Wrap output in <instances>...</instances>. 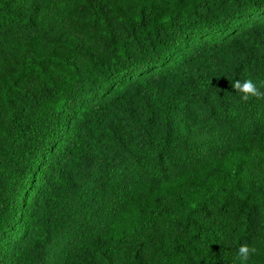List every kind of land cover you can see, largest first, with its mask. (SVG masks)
Listing matches in <instances>:
<instances>
[{"label": "trees", "instance_id": "1", "mask_svg": "<svg viewBox=\"0 0 264 264\" xmlns=\"http://www.w3.org/2000/svg\"><path fill=\"white\" fill-rule=\"evenodd\" d=\"M247 78L264 0H0V264H264Z\"/></svg>", "mask_w": 264, "mask_h": 264}, {"label": "clouds", "instance_id": "2", "mask_svg": "<svg viewBox=\"0 0 264 264\" xmlns=\"http://www.w3.org/2000/svg\"><path fill=\"white\" fill-rule=\"evenodd\" d=\"M264 87V84L258 86L251 78H247L243 81L236 80L232 83V88L235 89V92L240 94L241 100L247 101L249 97H254L256 99H264V91H261V88ZM256 248L251 247L247 244L241 245L235 253L234 260L237 264H247L251 255L256 253Z\"/></svg>", "mask_w": 264, "mask_h": 264}, {"label": "rangeland", "instance_id": "3", "mask_svg": "<svg viewBox=\"0 0 264 264\" xmlns=\"http://www.w3.org/2000/svg\"><path fill=\"white\" fill-rule=\"evenodd\" d=\"M63 248V243L59 240L52 242L45 250V264H54Z\"/></svg>", "mask_w": 264, "mask_h": 264}]
</instances>
